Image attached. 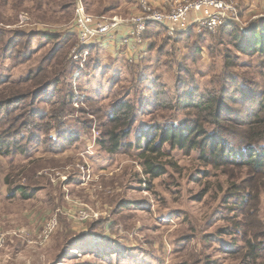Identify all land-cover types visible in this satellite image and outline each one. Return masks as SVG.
<instances>
[{
    "label": "rangeland",
    "instance_id": "rangeland-1",
    "mask_svg": "<svg viewBox=\"0 0 264 264\" xmlns=\"http://www.w3.org/2000/svg\"><path fill=\"white\" fill-rule=\"evenodd\" d=\"M76 1L0 0V264H264L244 242L264 239V196L246 218L234 200L253 183L247 170L166 144L151 157L164 174L150 179L140 158L163 129L195 122L239 147V123L264 118V51L248 47L264 4L234 0L240 24L215 34L170 37L152 24L135 63L103 41L74 76ZM81 2L93 16L138 12L126 0ZM209 99L211 110L189 107ZM120 105L128 123L112 124Z\"/></svg>",
    "mask_w": 264,
    "mask_h": 264
},
{
    "label": "built area",
    "instance_id": "built-area-1",
    "mask_svg": "<svg viewBox=\"0 0 264 264\" xmlns=\"http://www.w3.org/2000/svg\"><path fill=\"white\" fill-rule=\"evenodd\" d=\"M132 1L138 12L129 18L93 16L85 11L81 0L76 1L74 27L77 45L71 55L79 68L74 76H78L79 70L83 69L90 49L98 47L103 41L122 48L129 63L139 61L146 48L148 26L152 24L165 29L170 37L193 27L198 32L215 34L229 24H240L239 6L234 0H161L160 8L148 0ZM83 216L82 220L89 218L88 214ZM56 226L54 218L47 221L39 235V243L47 242ZM12 234L18 236L23 231Z\"/></svg>",
    "mask_w": 264,
    "mask_h": 264
},
{
    "label": "trees",
    "instance_id": "trees-1",
    "mask_svg": "<svg viewBox=\"0 0 264 264\" xmlns=\"http://www.w3.org/2000/svg\"><path fill=\"white\" fill-rule=\"evenodd\" d=\"M151 26L153 25L148 26L146 40L149 39V34H151L149 33ZM233 27H236V24H229L220 30L222 31ZM191 29H194V27ZM251 32L248 47H257L260 51H264V23L256 25ZM46 38L50 40L54 37L47 35ZM213 105V100L209 99L204 103H192L189 107L196 111H206L211 110ZM260 105L261 111L264 112V97H262ZM126 110L128 108L125 105L118 106L111 117L112 124L126 123L127 117L124 115ZM213 117L215 119L213 122L216 123V116L213 115ZM251 118L253 119L249 120V123H239L242 124V128L244 129V140L241 141L242 145L239 147L231 146L226 141V134L221 129L213 131L212 134L208 135L202 126H199V124L196 125L195 122L185 123L182 128L163 129L160 135V142L154 144V142L147 141L144 150L141 151L140 158L144 162L145 174L150 179H157L164 174L165 169L159 162V159H152L151 157L154 154H158L166 144L171 148H177L183 151L197 150L201 154V159L205 164H209L210 166L214 165V167L223 165L248 171L253 177V179L251 178L253 183H250L248 186V191L245 196L240 197L236 195L234 200L235 203L237 202L238 209L242 211L244 218L252 216L254 214L253 210L259 206L261 198L264 196V118L260 119V116L254 113ZM124 135L127 136V133ZM111 136L112 147L109 149V152L116 153L120 149L121 138H118L116 135ZM199 138L202 139L198 140ZM232 140L235 139L232 138ZM140 144H137L138 149H140ZM5 146V144H2L1 147ZM244 242L248 249L249 257L255 258L259 253L264 252V239L253 241L251 237L245 236Z\"/></svg>",
    "mask_w": 264,
    "mask_h": 264
},
{
    "label": "crops",
    "instance_id": "crops-1",
    "mask_svg": "<svg viewBox=\"0 0 264 264\" xmlns=\"http://www.w3.org/2000/svg\"><path fill=\"white\" fill-rule=\"evenodd\" d=\"M148 1L152 3L156 8H160L162 5L161 0H148ZM238 1L241 3L242 8H248V7L253 8L254 6L256 8H261V6L264 4V0H238ZM126 2L134 6V2L132 0H126Z\"/></svg>",
    "mask_w": 264,
    "mask_h": 264
}]
</instances>
